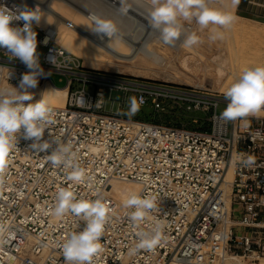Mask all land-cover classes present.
<instances>
[{"label":"built area","instance_id":"2783aa9c","mask_svg":"<svg viewBox=\"0 0 264 264\" xmlns=\"http://www.w3.org/2000/svg\"><path fill=\"white\" fill-rule=\"evenodd\" d=\"M264 8V0H247ZM24 3L0 0L15 11ZM13 26H23L14 21ZM40 66L62 75L65 104L50 105L46 124L47 152L18 135L8 167L0 170V264H65L62 243L83 221L71 213L54 215L57 192L69 188L77 199L104 197L112 213L93 264H264V117L249 115L225 121L216 112L224 95H203L170 85L116 77L83 66L79 59L33 25ZM55 56V64L48 57ZM28 69L0 49V89L19 85ZM56 86L51 78L38 86ZM125 90H118V85ZM89 88H86V87ZM134 93L155 113L174 104L208 111L207 128L123 117L104 111L103 97ZM36 102L35 100L32 101ZM193 122L197 120L193 117ZM71 145L84 170L83 181L68 180L71 169L53 166L48 156L57 146ZM252 157L254 163L245 161ZM230 174V176H229ZM112 180L134 181L142 197L156 199L157 208L134 226L123 203L109 194ZM156 221L165 225L164 241L152 251H128L137 233Z\"/></svg>","mask_w":264,"mask_h":264},{"label":"clouds","instance_id":"9594fccd","mask_svg":"<svg viewBox=\"0 0 264 264\" xmlns=\"http://www.w3.org/2000/svg\"><path fill=\"white\" fill-rule=\"evenodd\" d=\"M238 0H233L237 3ZM121 0L119 11L124 14L128 8L123 6ZM39 7L29 8L27 5L17 7L15 11L0 6V49L6 50L15 59L22 62L28 71L21 75L19 85L15 92L0 89V170L8 167L9 154L17 146L18 135L23 130V138L33 141L32 148L39 152H47L52 144L44 142L45 125L53 121L50 114L53 109L43 98L34 100L33 92L41 79L51 77L50 71H45L39 63L37 52V33L33 30L34 23L40 24L42 16ZM91 32L100 39L105 37L112 41L118 33L116 23L97 14L89 16ZM195 20L201 30L211 31V40L223 39V33L215 30V26L227 27L233 22V16L208 6V0H150L148 24L159 32L160 40L168 45H175L182 36L183 25L180 20ZM14 21H22L23 26H13ZM47 38L44 43L47 44ZM199 42V37L192 33L183 41L184 47H191ZM49 62L55 64V56L48 57ZM118 90L123 89L122 84ZM227 106L221 113L225 121H235L255 114L264 109V66L244 68L237 79L224 91ZM144 103L143 97L139 102L131 97L129 110L124 113L128 117L134 116ZM55 149L48 156L52 165H63L71 169L68 180L73 184L83 181L84 170L76 162V153L71 145L56 143ZM246 164L254 163L249 157ZM97 198L77 199L75 193L69 188H61L57 192L54 215L63 217L71 213L83 221V227L78 232H72L62 243V253L65 264H93L94 257L101 251V239L105 231L112 209L104 197L93 193ZM123 207L130 209L127 217L134 226L143 223L148 214L157 208L156 199L151 196L142 197L139 192L127 193L123 200ZM165 225L156 221L147 231L137 233V242L128 251L135 255L141 250L152 251L164 241ZM0 242H6L0 241Z\"/></svg>","mask_w":264,"mask_h":264},{"label":"rangeland","instance_id":"374dc122","mask_svg":"<svg viewBox=\"0 0 264 264\" xmlns=\"http://www.w3.org/2000/svg\"><path fill=\"white\" fill-rule=\"evenodd\" d=\"M80 1L88 7L90 5V8L97 10L104 17L108 18L107 16H109L108 19L113 20L121 32L124 33L123 35L128 38V43H132L133 45L142 44L138 55L133 60L117 61V68L112 66L102 67L100 69L90 68L101 73L116 77L130 78L155 85H170L187 88L203 95H224L226 86L223 85H227L229 82H227L225 78H221L220 80H217L216 78L215 67L219 62V58L226 59L225 65L228 66V58L229 60H232L233 57L234 59L237 57L236 60L240 63L242 69L253 66H264V18L242 15L239 10H236V5L233 8V13L245 18H251L259 21L253 22L237 17L233 19L236 23L246 27L251 34L247 32L238 33L230 31L228 26H215L216 31L223 33V39H216L213 41L210 39L212 34L210 29L213 26H210L209 29L201 30L195 20L189 22L181 19L180 21L183 25L182 36L173 46L163 43L159 38V32L150 27L148 24V16H146L149 14L150 8L144 7L143 4L141 5L140 3H136L133 13L127 12V14H123L124 16L118 13L121 15L119 16L117 14L118 11L116 12V8L105 0ZM224 2L225 0H208V6L228 14V11L224 10ZM243 2H245V0H243ZM113 7L115 9H113ZM260 11L264 13V8ZM143 13H145V16ZM36 33L37 37L41 36L40 32ZM192 33H195L199 37V42L189 47V50L186 47H180V44L183 43L187 35ZM230 43L231 45L233 44L232 48L231 46L229 47ZM134 48L135 47L124 50H127L130 54ZM65 49L69 51L67 48ZM150 49L154 54L144 55L143 51H151ZM231 49L232 52H230ZM195 50L198 51L197 54L195 53ZM37 52L39 56L42 54L39 47L37 48ZM73 56L75 55L73 54ZM186 56L187 58H184ZM75 57L78 58L80 63L84 66V60L77 56ZM183 59H186L187 64L186 62L184 64L182 63ZM88 62V65L91 66L102 64L100 57L97 55L92 56L91 60ZM50 78L58 87L62 86L65 82L62 75L54 72H51ZM86 88L89 87L87 86ZM131 97H134V93H115V95L109 94L108 96L103 97L104 111L128 117L124 113L129 110V101ZM225 107V103L220 101L216 107V112L221 114ZM256 113L260 112L258 111ZM205 115H209L208 111L202 112L200 110H186L182 106L176 104L172 106H165V110L155 113L152 107L149 104H146L140 106L139 111L132 116V118L159 121L174 125L182 124L190 128H207L209 126V122L204 120ZM193 117L197 120L196 122L192 121Z\"/></svg>","mask_w":264,"mask_h":264},{"label":"bare ground","instance_id":"6f19581e","mask_svg":"<svg viewBox=\"0 0 264 264\" xmlns=\"http://www.w3.org/2000/svg\"><path fill=\"white\" fill-rule=\"evenodd\" d=\"M15 1L19 3H24L29 8H33V9L36 7H39L40 9L39 14L42 16V18H41L39 25H36L35 23L34 25L46 31L44 36L41 38V41L44 42L46 38H47V41H49L50 39H53V41L56 44L60 45L61 47H64V49L67 48L70 52L67 51L66 49L65 50L69 52L70 54L72 55L74 54L75 56L82 58L84 60L83 62L84 66L86 67L100 69L102 67L112 66L114 68H117V65H116L117 61L133 60L138 55L139 50L142 46V44L133 45L132 43H128V38L123 35L124 33L121 32L118 26H117L118 28L117 36L110 42H109V38L107 37H105L104 39H100L98 36L94 35L89 29L91 27V22L89 19L90 14H97L103 18H106V17H104L97 10L90 8V5L89 7L84 5V3L80 0H15ZM105 1H107L110 5L116 8V12L118 11L117 14L118 13L122 14L119 11V8L122 6L121 0L120 1L119 0L118 1L117 0H105ZM145 1L144 0H124L123 6L128 8L127 12L133 13L135 10L136 3H140L141 5L143 4L144 7L150 8V2H149L150 0L149 1L145 0ZM235 5L236 3L234 4L233 0H225L224 10L228 11V14H230L231 16L234 15V19L237 17L241 19H246L248 21L259 22L255 19L245 18L236 13H233L234 12L233 8ZM114 7L113 9H115ZM143 15L145 16V13H143ZM146 16H148V14ZM107 17L109 18V16ZM228 28L230 31H233V32L250 33V31L247 30L246 27H243L242 25L236 23L235 21H233L230 25H228ZM230 46L232 48L233 44L231 45L230 43L229 47ZM133 47L135 48L133 51H131L130 54L129 52H127V50H124L127 48L131 49ZM180 47H184L183 43L180 44ZM186 48L188 49L189 47H186ZM151 52L152 50L143 51L144 55L154 54L153 52L152 53ZM230 52H232V49L230 50ZM195 53L197 54L198 51L195 50ZM94 55H97L98 57H100V61L102 62V64H97L96 66L88 65L89 63L88 61L91 60V57ZM187 56L184 58H187ZM236 58L237 57H235L234 59L233 57L232 60L231 59L229 60L228 58V63H229L228 66L225 65L226 59H221V58H219V62L216 64V67H215L216 78L217 80H220L221 78H225L227 82H229L227 85L225 84L223 85V86H226V88L230 86V84L235 79L238 78L241 71L243 70L242 66L236 60ZM185 62H186V59H183L182 63L184 64ZM16 87H18V85H7L6 87H3V89L9 92H15ZM30 91L33 92L34 100H39L43 98L50 105L63 106L65 104V96H66L65 87H58V86H53L50 84H45L44 86H38L37 88L32 89ZM259 112L260 113H255V114H252L251 116L264 117V109L259 110ZM110 184L111 185H110L109 194L112 196V198L117 203H123V200L126 198L127 193L131 191L138 192V188H139L138 184L134 181L112 180Z\"/></svg>","mask_w":264,"mask_h":264},{"label":"crops","instance_id":"0c3cea01","mask_svg":"<svg viewBox=\"0 0 264 264\" xmlns=\"http://www.w3.org/2000/svg\"><path fill=\"white\" fill-rule=\"evenodd\" d=\"M235 8L236 10H239L242 15H251L264 18V13L260 11L262 8L249 4L247 0H245V2H243V0H238Z\"/></svg>","mask_w":264,"mask_h":264}]
</instances>
